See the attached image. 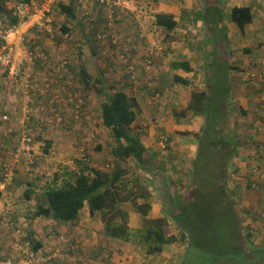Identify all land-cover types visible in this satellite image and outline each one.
<instances>
[{
    "label": "crops",
    "instance_id": "0c3cea01",
    "mask_svg": "<svg viewBox=\"0 0 264 264\" xmlns=\"http://www.w3.org/2000/svg\"><path fill=\"white\" fill-rule=\"evenodd\" d=\"M7 1L5 0V3L8 8ZM120 1L109 0V6L99 4L91 7V4H85L80 7L76 16L80 17L79 21L83 18L84 22H80L84 24L87 22L85 18L93 14L101 15L99 21L102 23H106L107 20L103 17H107L110 13L115 20L119 13L126 14L128 20L135 18L136 15L140 16L142 28H146V33H142V38L137 39L136 44L129 41L131 49L129 48L125 55L133 54L134 46L142 48L138 51V56L141 54L143 57L152 53L150 61L152 64L154 58L153 65L149 70L144 67V70L145 73L155 75L159 80L165 79L162 84L157 82L159 90L154 97L156 99L166 97L163 98L165 102L155 101L156 103L152 104L147 99L144 100L143 93L147 94V88L141 81L138 83L136 81L139 88L130 92L124 91L128 97L134 98L137 102L138 113L130 127L129 134L131 138L140 143L145 151L141 161H136L130 154L125 155L123 149L127 147V142L122 140V147L119 148L111 131L103 127L101 105L86 104V107L83 101H81L83 113L79 115L77 121L80 122L69 120L65 126L69 130L68 134L61 133L57 129L53 133H47L45 139L39 140L38 137V141H34L35 150L42 146L44 151H48L55 160L60 158L70 162V156L79 158L83 156L91 177L107 180L100 191L111 193L112 204L109 208L96 211L94 216H91L89 207L85 203L75 224H63L45 218H41L44 220L39 223L40 218H36L37 225L34 226L35 232H32L35 239L33 245L35 246L37 242L41 243L43 249L39 251L46 253L51 250L54 238L52 235H61L65 240L63 248H69V251H72L70 257L66 256V261L70 264L71 260H80V258H75L73 253L80 256L84 251L94 257L101 251L110 254L112 246L120 242L128 245V248L136 246L145 249L143 259L147 261H154L155 258L161 257L174 259L175 262L180 253V245H164L160 254L150 255L146 253L145 246L136 244V242L138 243V239H142L146 232L153 230H162L167 237L177 234L171 223L170 214L175 210L178 201H182L181 195L189 189L191 184L192 162L198 152V142L206 122L203 115L204 109L201 107V102L205 103V101L199 93L204 91L207 96L210 95L209 85H206L205 79L210 76V63L213 60L218 58L229 64L226 72L228 71L230 98L224 108V115L225 109L236 110L238 108L245 113V118L248 120L255 118V124L257 125L258 121L261 124H259L260 127L264 128V0H126L124 2L126 5L122 3V6ZM242 9L246 10L245 14L249 15L250 20L242 27H238L237 18L233 19L232 15L235 10ZM56 14L65 16L57 9ZM157 15L169 18L173 22V29L167 31L163 27L156 26ZM118 20L117 26L125 19L120 16ZM72 21L74 22L71 19L69 24L66 22L64 24L70 29L68 32L84 30L86 24L83 28L76 27L74 24L73 28L70 24ZM112 22L114 24L118 21L112 20ZM147 24L149 29L146 27ZM108 25L111 27V23ZM151 29L158 34L156 38L150 34ZM98 31L97 35L105 37L106 28H98ZM27 32H20L12 38L15 44V58L23 51L21 46L25 40L29 41L31 36H39L35 30ZM52 41L53 44H57L56 40ZM114 42L118 43V40ZM83 44L88 45L89 43L84 39ZM148 47H157L159 51L157 49L153 52L150 49L149 54H145ZM39 51L47 55V52L55 50L47 51L46 46L42 45ZM127 71L130 74L132 72L134 77H140L143 70L138 66H132L131 70ZM70 72L73 77L72 71ZM186 83L189 84L186 85ZM4 84L2 79V82L0 81L1 100L5 94ZM79 87L80 81L78 82ZM173 95L178 98L177 101ZM76 98L80 99L79 95H76ZM15 110L12 106L3 105L1 101L0 115L4 111L13 112ZM42 116L49 117L46 114ZM76 123L82 126V131L75 135ZM52 124L55 127L61 126L58 123ZM16 137L17 134H13L12 141H15ZM257 138L261 144L260 151H257V146L253 151H248L249 143L245 145L244 140L239 143L240 148L237 147L229 163V178L234 180L241 179L242 176L246 178L249 170L252 171L251 174L264 170V165L259 167L258 163H252L246 159L247 154L256 156V153L264 157V129ZM247 141L254 143V140ZM85 143H88L89 156H86L82 148ZM89 143L94 144L90 146ZM77 145L80 149L76 147ZM75 150L78 151L75 152ZM33 154L34 150L30 156L22 158L17 175L28 177L30 180L27 187L33 190L30 201L31 209L34 211L42 203V196L39 194V180L44 178L47 182L52 181L45 189H42V192L50 186V188L60 187L63 182L79 174L82 164L79 168L78 162H75V165H65L68 170L58 168L59 170H54L52 174L44 170H22L24 163L31 164ZM54 176L58 177V181L54 180ZM247 180L244 186L240 187L243 193L240 199L246 198V200L254 201L257 197L252 193L255 192L259 197L255 187L256 182L259 181L255 176L249 183ZM117 225L125 228L126 238L130 239L128 242L112 239L106 234L108 227ZM43 227H46V231Z\"/></svg>",
    "mask_w": 264,
    "mask_h": 264
},
{
    "label": "trees",
    "instance_id": "16d2710c",
    "mask_svg": "<svg viewBox=\"0 0 264 264\" xmlns=\"http://www.w3.org/2000/svg\"><path fill=\"white\" fill-rule=\"evenodd\" d=\"M75 3V1H71L66 4L62 1L56 5V9L68 18H74L73 5ZM245 12L246 10L243 9L235 10L232 15L233 19L237 18L238 27H242L250 20L249 15H246ZM18 23L19 20L14 16L12 10L7 9L5 0H0V25L2 24L0 28H10ZM155 25L163 27L167 31L173 29V22L162 15L156 16ZM61 30L62 34H66L69 29L62 27ZM228 65L218 58L213 60L210 63L211 73L207 78L210 95L207 96L204 91L200 93L197 91L205 101V103L201 102V107L204 109L203 115L206 122L198 142V152L192 162L190 197L185 202L178 201L175 210L170 214L171 223L177 234L167 237L162 230L146 232L136 244L145 246L147 254L157 255L161 253L164 245L178 244L183 247L176 258V260L179 258L178 264H264V246L255 243L253 231L249 226L242 227L243 219L237 212L234 195L228 188L229 163L239 144L238 138L234 135L223 134L221 128L225 117L224 108L230 98L228 71L226 72ZM85 69V67H81L79 70L81 83L77 91L80 99H76L75 95L74 103L78 104L84 101L91 93L103 97V102L99 103L103 127L111 131L119 148L122 147V140L127 142V147L123 149L125 155L130 154L136 161H141L145 151L140 143L131 138L132 136L129 134L130 127L138 113L136 100L128 97L124 91L114 92L112 87H110V91L104 90L99 79L92 80ZM240 112L242 111L240 110ZM242 115L245 113L242 112ZM11 162L12 158L9 157V154L0 151V170L9 167L13 171L6 190H0V199L9 192L16 180L22 159L17 166L12 165ZM78 164L80 165V163ZM29 165H27L28 168ZM88 168L87 163L84 162L79 174L71 177L69 181L63 182L62 186L47 188L43 195V201L33 211L32 218H45L63 224H75L85 203L89 207L91 216H94L96 211L109 208L112 204L111 193L100 191L107 180L91 177ZM93 173L97 172L93 171ZM54 180L58 181V177L54 176ZM258 181L255 187L259 197H262L264 174L258 176ZM14 189L15 186L11 190L14 191ZM32 194L33 190L27 188L23 192V199L30 201ZM8 217L9 215L3 213V209L0 208V224L8 223L7 226L13 228V223ZM106 234L112 239L124 242L130 240L126 238L127 232L122 225L108 227ZM52 236L54 237L53 241L59 238L57 234ZM41 249H43L41 243L37 242L35 246L33 245L32 257L43 255L47 258L57 250L54 242H52L50 251L43 253L39 251ZM69 250L64 247L63 251L67 252H64L65 258L72 255ZM1 251L3 250L0 245ZM73 256L79 255L73 254ZM60 259L50 258L48 261L38 264H57V260ZM78 261V259L74 262L71 260V264H80Z\"/></svg>",
    "mask_w": 264,
    "mask_h": 264
},
{
    "label": "rangeland",
    "instance_id": "374dc122",
    "mask_svg": "<svg viewBox=\"0 0 264 264\" xmlns=\"http://www.w3.org/2000/svg\"><path fill=\"white\" fill-rule=\"evenodd\" d=\"M18 0H8V10L13 7V5L16 4ZM34 2V8L38 9L40 8V4L42 0H32ZM72 0H63L66 4L71 2ZM112 1V0H110ZM126 2V0H121L120 5L122 6V3ZM85 4H91V7H94L96 5H99V3L91 0H86L83 2V6ZM108 4L107 6H109ZM124 5H126L124 3ZM56 5L54 4L51 8V16H49L50 19L54 21V27H55V34H58V28L61 24H69L70 20L72 21L73 28L74 24L76 27L83 28L84 30L80 32H71L68 38L63 43L53 44L52 39L47 38L44 34L36 33L39 36H31L28 40H25L23 42V45L21 46V49L23 51L20 52V55H18L15 58H12L11 63V70L14 76L15 86L13 87L14 95L9 96L10 101H14L11 105L16 108V113L23 118L24 116L29 117V132L31 136L33 137L34 141L37 140H43L46 138V134H50L55 132L57 129L61 133L68 134V129L65 128L67 123H58L61 126L55 127V125L50 124L45 128L44 131H39L36 128L37 118L40 117L44 111L43 109H55V113L57 114H64L67 107L63 105L62 100L65 99V93L67 91H70L72 94L79 95L77 89H78V82L80 80L79 76V68L80 66H84L88 72V74L91 76V79L96 81L99 79L101 82L100 85H102V88L104 90L110 91V87H112L113 91H126L130 92L133 91L136 88H139L136 84L141 81L142 84L146 85L147 88V94L143 93L145 96V99L149 101V103H156L155 101L159 102H165V99H163L166 96H163L162 98L156 99L154 95L159 90V83L161 84L164 82L165 79L159 80L156 78L155 75H150L148 72L145 73L144 67L149 66L146 60V55L143 57L138 56V51L142 50V48H138L136 46L133 47V54L130 53L127 56L125 55L127 51H129L130 43L134 42L136 44L137 39L142 38V33H146V28L143 29L141 24V17L135 16L133 19H129L124 13H119L118 18L121 16V18H124V22L120 24L119 26V20L118 18L115 20L113 15L108 14L107 17H103L104 20H107L106 23H102L99 20L101 19V15L93 14L89 17V19H86L87 22L82 23L80 21H83L82 18L80 21L76 14L78 13L79 9H75L74 11V18H68L65 16H58L56 14ZM81 7V6H80ZM118 21L117 23L112 22ZM84 22V21H83ZM108 23H111V27H109ZM2 26V24L0 25ZM148 24L146 25L147 29ZM98 28L103 29L106 28L107 31L105 32V37L97 35L99 33ZM114 32V36H113ZM28 33V32H26ZM150 34L154 36V38L157 37V33L153 32L152 29L150 30ZM96 35L99 37H102L103 39L98 40L96 39ZM56 37V36H55ZM53 37V38H55ZM88 40L89 44L84 45L83 40ZM118 40V43H115L114 41ZM114 42V43H113ZM51 44V47H49ZM45 45L47 51H53V52H47V55L42 53L40 50L41 46ZM112 45V47H111ZM149 48V47H148ZM131 49V48H130ZM153 50V52H156V50L159 48L152 47L146 50L149 54V50ZM32 52V61L36 60V63L31 64L29 61L28 53ZM149 51V52H148ZM117 52H119L117 54ZM81 54V56H79ZM151 54V53H150ZM67 59V64L65 67L64 73H62L61 77L60 75L55 74L53 71V68L51 67L53 64L54 66H57V64L62 61L63 58ZM133 58V60L131 58ZM29 58V59H28ZM46 60L48 64L43 63V60ZM28 61V62H25ZM154 58L152 60L153 65ZM129 66V67H128ZM132 66H138V68L142 69V73L140 77H134L131 74L128 73L127 70H131ZM128 67V68H127ZM72 68V70H70ZM147 70L150 68L147 67ZM72 75L71 76V72ZM8 75V73L6 72ZM130 75V76H128ZM155 76V77H154ZM137 81V83H136ZM208 81V79H205V83ZM241 83H243L242 79L240 78ZM50 85V91L52 94L55 90H58L59 93L58 98L56 100L51 101V97L48 95V93L45 92V85ZM207 85V84H206ZM57 86V89L54 87ZM71 90H69V89ZM170 89V86H168ZM63 89H67V91H63ZM29 90L28 98H26V91ZM208 91L210 93V86L208 88ZM13 92V91H12ZM111 94V92H109ZM175 95H173L174 97ZM172 97V96H171ZM172 97V98H173ZM176 97V96H175ZM5 98V97H4ZM76 98V97H75ZM143 97H141L142 99ZM167 98H170V96H167ZM77 99V98H76ZM177 97L175 101H177ZM104 98L99 97L96 93H91L86 99H84V104H96L99 106V103L103 102ZM173 101V103L175 102ZM176 103V102H175ZM24 106H27V110L29 111L28 114L24 111ZM87 107V106H86ZM57 110V112H56ZM101 111V110H100ZM246 115H242L240 110L236 108V110H229L226 109L225 111V117L223 124L221 125L222 133L227 135H234L236 138H238L239 143H242V140H244L245 145L249 143L248 151H253L256 146L258 147L257 151H260L261 144L259 143V135L263 133L262 127H260V122L257 121V125L255 124V118L252 120H248V118H245ZM257 119V118H256ZM80 122V121H79ZM77 122V123H79ZM75 124V135L82 131V126L80 124ZM260 124V125H259ZM261 132V133H260ZM18 132H15L14 135H16ZM33 133H35L33 135ZM92 133V132H87ZM94 136V135H93ZM251 137L253 139H251ZM258 139V140H257ZM247 140H254V143L251 144ZM38 141V140H37ZM42 143V142H41ZM90 146L94 143H89ZM36 145V143H35ZM34 145V147H35ZM88 143H85L82 147L84 149V153L86 156H89V148ZM241 144H238L240 148ZM74 146V145H73ZM34 156H33V163L35 165H29V170H44L46 173H53L54 170L60 168L64 170H68L65 165L73 164L78 162L80 164H84L83 159L81 157H74L70 156L69 160L70 162H67L62 159H54L53 156L48 153V151H44V147H38L36 150L34 149ZM79 148V146H76ZM81 147V146H80ZM264 147V143H263ZM80 149V148H79ZM78 149V150H79ZM78 150H75L77 152ZM46 155H45V154ZM48 153V154H47ZM257 156V158H255ZM256 156H251L247 154V160L251 161L252 163L256 162L258 163V166L261 167L264 165V157L259 156L258 153H256ZM36 158V160H35ZM38 158V159H37ZM68 160V161H69ZM27 166L24 163L23 169L26 170ZM79 168V164H78ZM59 170V169H58ZM251 170L248 172V180L247 177L244 178L243 176L241 179L234 180L231 177H228V188L230 192L234 195V201L236 203L237 212L241 219H243V226H249L251 230L253 231V237L255 243L264 246V197H258V194L253 192L254 196L257 197V199L253 200H246V198L240 199L243 193L240 191L241 185L244 186L245 181L249 183L250 180L253 179L255 176L254 172L251 174ZM259 173L264 174V170L260 171ZM23 175V174H22ZM251 177V179H250ZM43 180V181H42ZM42 180L38 181V186L40 188V195L42 196L43 201V195L44 192H42V189H45L46 186H48L52 181H46L44 178ZM27 183H30V180L28 177L24 176H17L16 180L14 181L11 189L13 186H15L14 191L9 190L8 193H5L0 199V208L3 209V213H7L9 215V220L13 223V228L6 226L8 223H2L0 224V245L2 246V250L0 252V256L2 258L15 260L17 258L16 252H15V245L18 244L19 246L28 249L31 245L33 246L35 239L33 238L32 232H35L34 226L37 225L36 218H32L33 210L31 201H25L23 198V192L28 188ZM51 187V186H50ZM46 191V190H45ZM249 192V191H248ZM264 194V193H263ZM190 197V189L186 190L184 194L181 195L182 202H185ZM3 205V207H2ZM246 210L249 212H246ZM254 213V215H252ZM14 220V221H13ZM44 219H39V223L43 222ZM41 225V224H39ZM40 227V226H39ZM43 230L46 231V227H43ZM29 232V235L27 233ZM56 244L57 247H63V243H65L64 238H62L61 235H59L58 239H55L53 241ZM128 245L122 244L121 242L119 244H116L115 246H112V251L110 254H108L105 251H101L99 254L94 256H89L86 252L82 251L80 256H77L75 258H80L78 261L80 264H178L179 258L177 260L174 259H163V258H155L154 261H147L146 259H143V255L145 252V249L139 248V247H127ZM181 246V245H180ZM180 252L182 251L183 247H180ZM31 249V248H30ZM178 253V250H177ZM180 253H178L179 255ZM57 258V257H56ZM60 260H58L57 264H70L68 261H66L64 253L62 254ZM65 258V259H64ZM74 262V261H73Z\"/></svg>",
    "mask_w": 264,
    "mask_h": 264
},
{
    "label": "built area",
    "instance_id": "2783aa9c",
    "mask_svg": "<svg viewBox=\"0 0 264 264\" xmlns=\"http://www.w3.org/2000/svg\"><path fill=\"white\" fill-rule=\"evenodd\" d=\"M62 1L63 0H42L40 4L41 6L38 9L34 8L32 1L25 2L18 0L16 2L12 8V12L14 16L20 19V22L16 26H12L10 28H0V76L4 77L6 84L13 81L11 59L14 58L15 44L14 41H12V38L20 32L26 33L29 30H35L38 33L44 34L52 39L55 34V27L54 21L49 18V16H51V6ZM72 1L76 2L75 9L77 10L80 6H83V2L86 0ZM91 1H95L100 5L107 6L109 4V0ZM151 54L146 55V60L149 66L151 65ZM29 56V60L32 61L31 54H29ZM59 67L62 71H64L65 64L60 65ZM6 72L8 75L5 74ZM55 73L59 74L58 71ZM4 74L6 76H4ZM45 91L51 93L49 84L45 85ZM63 91H67V89H63ZM53 93H56V95L51 93V101L58 98L57 94L59 91L55 90ZM28 95L29 90L26 91V98H28ZM65 98L66 99L62 100L63 105L67 107L64 114L60 115L55 113V109H48L47 112L43 114H46L49 117L41 115L37 118V130L41 131L44 126L52 123H69V120H73L75 122L78 121L79 115L82 113L81 102L75 104L74 94L70 91L65 93ZM24 111L26 114L29 113L27 106H24ZM29 124V117L27 115L21 118L15 111H4V113L0 115V151L4 154H9V157L12 158L11 164L14 166L19 165L22 158L30 156L32 153L33 137L29 132ZM15 132H18L16 137L17 140L15 139L16 141H14V148L9 150V142L12 141V136ZM28 169L29 168L27 167L26 170ZM254 174L255 177L258 178L261 173L255 172ZM12 176L13 171L10 170L9 167H5V170H0V190L6 189V186L11 181ZM15 250L17 251V258L15 260L0 258V264H38L39 262H45L50 259L49 257L36 260L32 257L31 253H28L18 244L15 245ZM58 254L59 251L57 250L52 258L54 259V257Z\"/></svg>",
    "mask_w": 264,
    "mask_h": 264
},
{
    "label": "clouds",
    "instance_id": "9594fccd",
    "mask_svg": "<svg viewBox=\"0 0 264 264\" xmlns=\"http://www.w3.org/2000/svg\"><path fill=\"white\" fill-rule=\"evenodd\" d=\"M29 1H32V0H29ZM33 2V1H32ZM60 3V2H59ZM59 3H56L55 5H57V4H59ZM54 5V4H53ZM52 5V6H53ZM52 6H51V8H52ZM56 8V7H55ZM73 10L75 11V6H74V8H73ZM57 11H58V9H57ZM65 15V14H64ZM65 17H67L66 15H65ZM89 17L90 16H88V17H86L85 19H89ZM66 27V28H68V26H65L64 24H61L60 26H59V28H58V33L60 34V36L58 37V34H54V36L53 37H55V38H52V40L54 39V40H56V42H57V44L60 42V41H65V40H67V39H70V38H68V36L70 35V33L71 32H68V33H66V34H62L63 32H62V30H61V28L62 27ZM69 29V28H68ZM70 30V29H69ZM56 32V31H55ZM47 37V36H46ZM47 38H49V37H47ZM96 39H98V40H101V39H103L102 37H99V36H97L96 35ZM87 43H89V41L87 40ZM29 54H31V56H32V52L30 51L29 53H28V56H29ZM29 58H30V56H29ZM28 58V59H29ZM30 61V60H29ZM44 62L43 63H45V64H48V62H46V60L44 59L43 60ZM25 62H28V61H25ZM11 63H12V60H11ZM31 64H34V63H36V60H33V61H31L30 62ZM63 64H65V67H66V64H67V59L64 57L63 59H62V61H60L58 64H57V66H54V64L51 66L52 68H53V71L54 72H56V71H58L59 72V74H57V73H55V74H57V75H60V77H61V75H62V73H64V71H65V68H64V71H62L61 69H60V65H63ZM81 67H84V66H80V68ZM147 67H151V65L150 66H146V68ZM80 68H79V70H80ZM86 70V69H85ZM8 72H9V70H8ZM62 72V73H61ZM86 72H87V70H86ZM88 73V72H87ZM6 74V73H5ZM4 74V76H6ZM79 76H80V72H79ZM0 81L2 82V79H3V83H5V81L6 80H4V77H2V76H0ZM81 79V78H80ZM79 79V80H80ZM15 80H14V76H13V81L12 82H10V83H8V84H4V91H5V94H3V98H2V100H1V95H0V103H1V101L3 102V105H9V106H12L11 104L12 103H14L15 102V100L14 101H10V98H9V96H11V95H14V90H13V87L15 86ZM81 83V82H80ZM2 84V83H1ZM14 85V86H13ZM50 86V85H49ZM51 88V87H50ZM55 89H57V86L56 87H54ZM13 91V92H12ZM46 92V91H45ZM46 93H48V95L51 97V93H49V92H46ZM5 97V98H4ZM81 106H82V102H81ZM12 107H14V106H12ZM15 108V107H14ZM16 109V108H15ZM82 109V108H81ZM43 111H44V113H46L47 112V109H43ZM8 112H10V111H8ZM15 112H16V110H15ZM56 112H57V110H56ZM82 113H83V109H82ZM45 127V126H44ZM43 127V128H44ZM43 130V129H42ZM17 140V139H16ZM15 140V141H16ZM9 150H12L13 148H14V141H10L9 142ZM34 145H35V143H34V139H33V144H32V151H33V147H34ZM82 156V155H81ZM81 159H83V156L81 157ZM32 163H33V161H32ZM34 164V163H33ZM6 190V189H5ZM7 226V225H6ZM0 240H1V236H0ZM53 242V241H52ZM2 247V246H1ZM27 247H28V249H26V248H24L28 253H31L33 250H32V245H31V249L29 248V246L27 245ZM15 249V248H14ZM63 247H57V250L59 251V254L58 255H56L55 257H54V259H56V257L57 258H59V257H61L62 256V254H63ZM56 250V251H57ZM15 252L17 253V251L15 250ZM71 253V252H70ZM55 254V253H54ZM54 254H52L51 256H50V258H52L53 256H54ZM74 254V253H73ZM43 259V258H46V257H42V256H40V255H38L37 257H35L34 259H36V260H38V259ZM47 258H49V257H47ZM2 259V258H1ZM3 259H6V258H3ZM53 259V258H52ZM53 259V260H54Z\"/></svg>",
    "mask_w": 264,
    "mask_h": 264
}]
</instances>
